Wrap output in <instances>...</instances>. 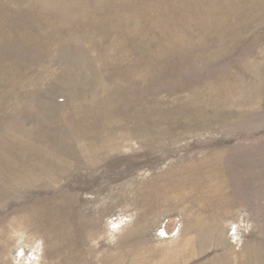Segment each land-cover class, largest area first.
<instances>
[{"label":"rangeland","instance_id":"obj_1","mask_svg":"<svg viewBox=\"0 0 264 264\" xmlns=\"http://www.w3.org/2000/svg\"><path fill=\"white\" fill-rule=\"evenodd\" d=\"M0 264H264V0H0Z\"/></svg>","mask_w":264,"mask_h":264}]
</instances>
